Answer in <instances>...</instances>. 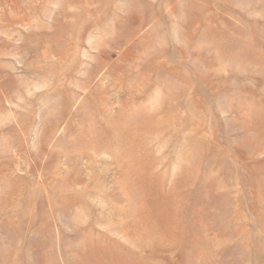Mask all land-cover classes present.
Instances as JSON below:
<instances>
[{"label":"rangeland","instance_id":"1","mask_svg":"<svg viewBox=\"0 0 264 264\" xmlns=\"http://www.w3.org/2000/svg\"><path fill=\"white\" fill-rule=\"evenodd\" d=\"M0 264H264V0H0Z\"/></svg>","mask_w":264,"mask_h":264}]
</instances>
